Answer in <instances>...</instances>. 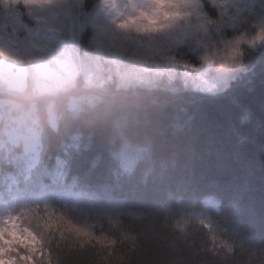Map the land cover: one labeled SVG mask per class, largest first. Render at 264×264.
Returning a JSON list of instances; mask_svg holds the SVG:
<instances>
[{"label": "clouds", "instance_id": "1", "mask_svg": "<svg viewBox=\"0 0 264 264\" xmlns=\"http://www.w3.org/2000/svg\"><path fill=\"white\" fill-rule=\"evenodd\" d=\"M247 8L238 0H0V188L39 190L46 204L43 215L29 203L0 212V264H59L53 236L83 247L90 228L66 217L95 214L101 192L185 200L180 155L163 145L193 127L194 94L223 92L216 84L264 46V5L259 14ZM84 158L87 169L74 171ZM98 170L106 183L96 189L85 178ZM211 199L193 206L207 212ZM48 201L65 214L53 217Z\"/></svg>", "mask_w": 264, "mask_h": 264}, {"label": "trees", "instance_id": "2", "mask_svg": "<svg viewBox=\"0 0 264 264\" xmlns=\"http://www.w3.org/2000/svg\"><path fill=\"white\" fill-rule=\"evenodd\" d=\"M223 88L216 96L194 94L198 114L193 127L163 145L180 155L185 200L164 198L155 190L101 192L95 214L69 210L66 218L73 226L91 231L83 247L53 236L48 247L54 262L264 264V46L246 57ZM245 116L248 122L241 125ZM87 167V158L80 159L74 171ZM85 180L96 189L106 183L102 170ZM8 187L16 214L23 203L44 214L43 193ZM205 196L212 198L207 212L193 206ZM47 207L53 217L65 214L58 202L48 201Z\"/></svg>", "mask_w": 264, "mask_h": 264}, {"label": "rangeland", "instance_id": "3", "mask_svg": "<svg viewBox=\"0 0 264 264\" xmlns=\"http://www.w3.org/2000/svg\"><path fill=\"white\" fill-rule=\"evenodd\" d=\"M238 2L242 5H247L248 6L247 10L256 14H259L261 6L264 5V0H238ZM237 71L238 68L228 73L221 83L216 84V87L223 88L225 84H227L228 81L235 76ZM210 83H214V81H210ZM9 184L11 185V182H9ZM9 190H10L9 187L4 190H1L0 188V212L4 213L5 215L9 212L15 215L16 213L14 211L17 208L15 203V197L14 196L8 197ZM4 191H6L7 196H5V194L3 193Z\"/></svg>", "mask_w": 264, "mask_h": 264}, {"label": "snow or ice", "instance_id": "4", "mask_svg": "<svg viewBox=\"0 0 264 264\" xmlns=\"http://www.w3.org/2000/svg\"><path fill=\"white\" fill-rule=\"evenodd\" d=\"M212 239L214 240L215 239V236H212ZM222 244H223L224 247H226L228 249L229 252L232 251V247L230 245H228L226 243H223V242H222Z\"/></svg>", "mask_w": 264, "mask_h": 264}]
</instances>
